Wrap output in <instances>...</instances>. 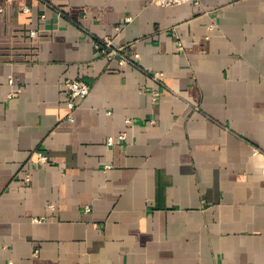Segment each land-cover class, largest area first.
I'll list each match as a JSON object with an SVG mask.
<instances>
[{
	"label": "crops",
	"instance_id": "obj_1",
	"mask_svg": "<svg viewBox=\"0 0 264 264\" xmlns=\"http://www.w3.org/2000/svg\"><path fill=\"white\" fill-rule=\"evenodd\" d=\"M0 264H264V0H0Z\"/></svg>",
	"mask_w": 264,
	"mask_h": 264
},
{
	"label": "built area",
	"instance_id": "obj_2",
	"mask_svg": "<svg viewBox=\"0 0 264 264\" xmlns=\"http://www.w3.org/2000/svg\"><path fill=\"white\" fill-rule=\"evenodd\" d=\"M188 1L197 2L198 0H151L152 3L158 4L160 6H175ZM23 11H27V7L22 8ZM129 18L126 17V21ZM34 35V32H31ZM94 48L96 51L103 55L108 60L116 58L118 60L119 65L124 66L126 64H134V59L137 58V54H130L126 47H117L113 46L111 40H95ZM158 74L153 75V79L157 81ZM63 86L65 88L66 98H67V107L69 110L68 119L72 120V113L76 110L79 104L86 98L89 93V86L80 79H65L63 82ZM153 99H155L159 93L155 90L151 91ZM124 138V134H120L117 136L118 140H122ZM113 139L108 138L106 141L107 145L113 144ZM37 160L40 163L46 162V157L41 153H35ZM24 179H28V174H24Z\"/></svg>",
	"mask_w": 264,
	"mask_h": 264
}]
</instances>
